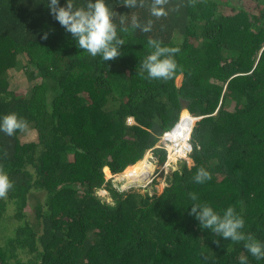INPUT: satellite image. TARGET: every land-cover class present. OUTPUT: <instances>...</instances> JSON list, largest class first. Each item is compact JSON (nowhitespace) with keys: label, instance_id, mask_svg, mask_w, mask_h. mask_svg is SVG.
<instances>
[{"label":"trees","instance_id":"16d2710c","mask_svg":"<svg viewBox=\"0 0 264 264\" xmlns=\"http://www.w3.org/2000/svg\"><path fill=\"white\" fill-rule=\"evenodd\" d=\"M71 2L88 11L96 0ZM103 2L112 60L80 49L51 0H0V121H27L13 136L0 130V170L13 183L0 199V264H264L245 247L264 250V0ZM149 40L180 49L160 57L175 60L171 79L143 67ZM18 70L30 83L23 94L11 88ZM185 114L200 117L193 164L181 161L160 194L105 177L148 150L163 164L155 146ZM200 168L211 179L197 183ZM205 207L220 221L232 207L244 240L203 227Z\"/></svg>","mask_w":264,"mask_h":264},{"label":"clouds","instance_id":"9594fccd","mask_svg":"<svg viewBox=\"0 0 264 264\" xmlns=\"http://www.w3.org/2000/svg\"><path fill=\"white\" fill-rule=\"evenodd\" d=\"M165 2L166 0H155L156 5H162ZM57 5L58 0H51L50 9L55 15V19L64 26L66 31L78 38V47L80 49L85 50L92 57H95L99 53L103 60H112L119 55L117 48L112 44V41L116 38V31L111 22V13L103 0H96L95 4H89L88 11L83 9L72 11L73 5L71 0H68L66 8L57 7ZM152 14L156 17L166 15L163 8L156 7L152 8ZM148 30V28L144 29V31ZM44 38H47V34H45ZM121 43L123 41L116 40V44ZM149 44L155 47V51L143 62V67L147 70L149 77L154 79L163 78L164 80L171 79L177 68L176 62L171 58L160 59V57L165 53H178L180 49L177 47H161L158 42L153 40H149ZM195 118H197V121L200 119V117ZM195 121L191 126V130ZM26 128L27 121L18 119L15 113L4 115L2 121H0V130L9 136H13L17 131H24ZM191 130L187 126H184L179 132L181 137L189 134L186 154L191 151ZM166 132L161 136V141ZM155 148L163 149L160 144L156 145ZM170 154L172 153H169V158ZM169 158L165 160L167 161ZM209 179H211V174L208 171L204 168L198 169L195 176L197 183H204ZM12 188L13 183L9 180L8 175L0 170V199L6 198L9 190ZM121 190L124 189L121 188ZM192 211H196L195 207ZM232 211V207H229L225 219L220 221L219 217L213 214L210 208L205 207L198 218L203 221V227H213V230L221 234L225 239L231 238L232 241L244 240V236L237 231L244 226V220L240 218L232 219ZM245 247L253 257L257 259L264 257V250H262L259 243H247Z\"/></svg>","mask_w":264,"mask_h":264},{"label":"rangeland","instance_id":"374dc122","mask_svg":"<svg viewBox=\"0 0 264 264\" xmlns=\"http://www.w3.org/2000/svg\"><path fill=\"white\" fill-rule=\"evenodd\" d=\"M14 78L16 81H15V84L13 86H11V88H13L15 92H20L21 94L25 93L30 83L26 81L24 73L21 72L20 70H18L17 72H15ZM179 81H180V77L176 78V82L179 83ZM189 127H190V124H189ZM35 137H36V134L33 130L26 131L21 136V140L26 142V141L34 140ZM158 144H160V146H162V148H163L162 150H164L166 152L165 153L166 159L169 158V156H168L169 153L170 152L172 153V154H170L171 155L170 158L167 161L165 160L163 162V164H161V165L158 164L157 159L154 158L151 151L148 150L145 153V155L143 156L142 160H140L138 162L137 166L134 167L133 169H128V170H125L124 172L122 171L121 173L116 174V175H112V176H111L110 172H106L105 177L106 178L112 177V181L115 182L116 185L118 182H121L120 187L122 189H127V187L131 185V187H134L135 189H140L142 192H144V190H148L149 193L155 192L156 194H160L162 192L163 188L166 186V182H165V176L166 175H169L173 171L178 170L180 168L179 163L181 161H184L187 167L192 166L193 162L188 157L189 153L191 151H189V153L186 154L185 153L186 149H183L182 156H180V155L177 156V154H176L177 149L175 147H173L174 143H171L168 146L169 142L164 140V138L161 141V138H160L157 145ZM170 146H172L173 149H168V147H170ZM184 154H185V156H184ZM166 166H168V167H166ZM142 169H146V170H142ZM137 170L139 171V174L142 172V174L144 176H146L145 174L149 173L148 177L146 176L147 178H144V179L142 178L143 181L135 183V184L129 183V184H127L128 186L125 187L123 185V182L125 183L124 176H125V178H127L128 174L131 173V171L138 172ZM136 176H138V175H136ZM152 180H154L153 182H155L154 185L150 184V181H152ZM104 193L105 192L102 190L97 192V194L100 196H102ZM104 196H106L105 198L107 200H109V197L106 194Z\"/></svg>","mask_w":264,"mask_h":264},{"label":"bare ground","instance_id":"6f19581e","mask_svg":"<svg viewBox=\"0 0 264 264\" xmlns=\"http://www.w3.org/2000/svg\"><path fill=\"white\" fill-rule=\"evenodd\" d=\"M196 120V118L190 114H185L182 116V118L180 119V121L174 126V128L168 132H166L163 136L164 140L168 141L169 144L168 146L171 144V143H174L173 144V147H175L177 149L176 151V154L177 156H182V152H183V149H186L187 150V140H188V137H189V134L181 137L179 135V132L180 130L184 127V126H187L189 128V130H191V126L193 124V122ZM189 124H190V127H189ZM190 133V132H189ZM172 146L168 147V149H173ZM186 152V151H185ZM171 153V152H170ZM171 156V155H170ZM172 160V159H171ZM144 162V161H143ZM142 162V163H143ZM141 163V164H142ZM138 164V163H137ZM137 164L134 166L136 167ZM134 167H128L126 168L125 170H128V169H133ZM168 167V166H166ZM124 170V171H125ZM142 170H146V169H142ZM123 171V172H124ZM138 171V170H137ZM148 174H145L147 177H148ZM138 175V176H136ZM146 176H144L142 174V172L139 174V171L138 172H134V171H131V173L128 174V177L125 178L124 176V180H125V183L123 182V185L126 187L128 186L127 184L129 183H132V184H135V183H138V182H141L143 181L144 178H147ZM139 179H138V178ZM143 178V179H142ZM121 186V185H120Z\"/></svg>","mask_w":264,"mask_h":264},{"label":"water","instance_id":"95a60500","mask_svg":"<svg viewBox=\"0 0 264 264\" xmlns=\"http://www.w3.org/2000/svg\"><path fill=\"white\" fill-rule=\"evenodd\" d=\"M184 108H185V106H183L182 109H184ZM185 109H186V108H185ZM120 185H121V182H118V183H117V186H118L119 190H121Z\"/></svg>","mask_w":264,"mask_h":264}]
</instances>
